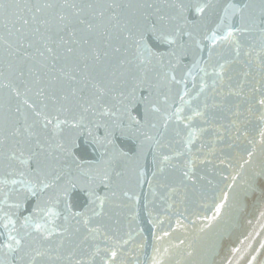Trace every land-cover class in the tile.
I'll return each mask as SVG.
<instances>
[{"label": "snow or ice", "instance_id": "obj_1", "mask_svg": "<svg viewBox=\"0 0 264 264\" xmlns=\"http://www.w3.org/2000/svg\"><path fill=\"white\" fill-rule=\"evenodd\" d=\"M216 2L217 0H163V8L146 4L142 19H129L125 22L123 29L127 31V35L124 39L132 41L130 47H125V52L131 50L138 62L123 59L119 63L121 67L130 66L127 70L133 74V79L139 74L142 77L141 83L147 84L142 89L145 94L138 99L147 101L149 106L145 107L142 116H133L127 109L122 112L120 108H116L113 111L101 105L99 119L89 121L97 130L93 135L89 129L88 134L98 152L97 159L90 162L82 161L74 152H69L63 142H56L54 146L48 144L46 147L35 129L37 126H52L54 134L58 135L63 125L83 128L89 116H97L93 100L82 94L88 84L85 83L83 87L73 86L79 85L81 80H89L87 74L82 75L89 68L88 55L83 50L77 52V48L72 46H81L80 41L65 40L62 33L68 32L71 37H75L78 31L92 32L104 26L106 15L110 20L117 19V23L112 26L119 29V14L115 12L114 3L105 8L103 5L97 6L98 0H0V81L5 79V67L9 75L14 77L6 85L0 82V228L3 229L0 231V256L7 257V261L0 259V264H94L95 255L100 251L98 248L87 260L83 257L75 258L79 247L76 239L82 229L81 242L95 239L99 235L111 241V247L105 249L107 258L104 264H114L118 252H122L123 247L130 243L132 235L131 232L127 233L125 239L117 237L113 232L110 236L103 230L106 226L97 219L104 214L109 199L117 196L119 182L125 174L123 170L116 171L111 167V161L117 152L124 164L141 156L151 155L152 164L156 167L152 176L163 172L175 155L160 151L165 146L162 139L173 118L183 123L186 129L184 148L190 159L185 162L187 170L183 175L195 180L194 169L199 157L191 149L196 140L214 126L212 110L222 103L217 97L224 94L225 86L228 92L224 95H246L245 87L254 72L264 80V0H260L258 13L249 11L248 0H228V6L223 9V15L215 27L202 38H197L194 31L196 24ZM192 13L196 14L195 18H190ZM220 32L223 35H219ZM134 34H139V38L133 39ZM149 36L160 44L167 45V52H160L149 43ZM244 37L247 39H243ZM220 42L233 45L235 56L232 61L226 60L213 65L209 72L212 49ZM83 44H89V40L84 39ZM61 48L63 52L59 50ZM205 49L207 58L203 56ZM115 51L119 52L120 48H115ZM104 55L107 56V53ZM241 55L245 58L244 79L233 86L230 83L231 77L226 76L227 66L232 62H241ZM186 58L188 63L184 62ZM81 59L84 61L82 68ZM92 59L99 64L101 54L94 51ZM106 71L107 69H102L98 72L99 81L91 85L100 93L97 100L104 98L116 83L103 76ZM178 71L181 73L179 78ZM149 73H154L157 80L166 81L169 85L185 86L182 93L178 94L181 106L162 114L163 124L160 128L149 115L151 112L161 111L149 99L154 94L155 87L148 80ZM111 75L114 76L115 73ZM197 77L199 91L196 97L205 92L207 95L202 105L191 109L190 116H184V106L191 105L194 99L190 97L187 85L191 81L195 87ZM209 77H212L210 82ZM62 82L68 84L67 89L62 86ZM57 84H61V87L57 88ZM5 87L10 89L7 106ZM252 91L256 89L252 88ZM119 95L124 94L121 92ZM91 96L95 97V92ZM70 98L80 101L78 118L74 117L69 121L58 115L53 118L46 115L45 110L49 107L46 101L59 104V112L66 110L64 104ZM13 100L16 101L14 105ZM164 100L167 101L168 97L165 96ZM258 103L264 106V98ZM233 115L239 117L242 113L237 111ZM104 117H112L111 124ZM196 119L206 127L193 126ZM260 119L264 120V113ZM112 125L119 128L122 135L125 134V128L137 131L148 128L156 131L153 134L142 132L143 140L134 152H130L118 148L115 139L110 138L114 137V133L110 131ZM232 125L236 126L237 120H233ZM99 129H103V135L99 134ZM260 135L264 142V131ZM217 139H222V136L218 135ZM144 141L153 142L154 146L148 153L143 151ZM253 152L254 149L247 153V159L239 165L241 169L252 162ZM61 154L70 156L71 163H64L63 167L45 168L44 159L51 158L59 163ZM5 168L8 170L6 173L2 171ZM137 175L143 177L144 169L140 168ZM240 175L237 172L230 178L231 184L227 185L229 191ZM259 177H264V170L245 181L244 195L256 197V202L264 205V183L259 181ZM138 182L142 184L144 181ZM5 188L8 190L5 191ZM76 189L81 190L86 197L79 207L71 198V191ZM123 195L137 202L140 199L139 195H131L128 191H124ZM10 200L12 203H9ZM228 200V194L224 193L220 202L215 205L213 215L205 216L204 219L209 221L205 224L206 228H210L211 222L221 215ZM5 205L8 211H5ZM260 216L264 217V211L260 212ZM61 220L63 223H59ZM179 223L177 221L178 225ZM260 247L264 248V243ZM252 260H255V256ZM229 264L232 262L229 261Z\"/></svg>", "mask_w": 264, "mask_h": 264}, {"label": "water", "instance_id": "obj_2", "mask_svg": "<svg viewBox=\"0 0 264 264\" xmlns=\"http://www.w3.org/2000/svg\"><path fill=\"white\" fill-rule=\"evenodd\" d=\"M113 3L115 12L119 14V29L112 26L117 23V19L110 20L106 15L104 26L98 27L92 32L78 31L75 37H71L68 32L62 33L65 40L80 41L81 46H72L77 48V52L83 50L88 55L89 68L82 75L87 74L89 80H81L79 85L73 86L83 87L85 83L88 84L82 94L85 98L93 100L97 116H89L83 128L63 125L62 131L58 135L54 134L52 126L48 128L37 126L35 129L41 143L46 147L48 144L54 146L56 142H63L68 151L74 152L82 161L92 162L97 159L98 152L93 147L88 130L90 129L93 135L97 133L94 124L89 121L99 119V113L102 111L101 105L113 111L116 108H120L122 112L127 109L133 116L137 114L142 116L145 107L149 106L147 101L138 99L145 94L142 89L147 87V84L141 83L142 77L139 74L133 79V74L127 70L130 66L121 67L119 63L123 59H132L134 62H138L133 57L131 50L125 52V47H130L132 41L124 39L127 31L123 29V26L129 19L134 21L142 19L146 4L163 8V0H98L97 6L103 5L107 8ZM248 3L250 4L249 11L259 12L260 0H248ZM227 6L228 0H217L214 6L205 11L194 28L197 38H202L207 31L215 27L223 15V9ZM147 11H152V9H147ZM195 17V13L190 15V18ZM218 34L223 35L222 32ZM138 38L139 34H134L133 39ZM84 39L89 40V44H83ZM243 39H247V37ZM149 43L157 47L160 52L168 50L167 45L160 44L151 36H149ZM117 47L120 48L119 52L115 51ZM233 48L234 46L227 42L217 43L212 49L208 71L211 72L213 65H218L226 60L232 61L235 56ZM59 50L63 52V48ZM94 51L101 54L99 64L92 59ZM105 52L107 56L104 55ZM203 56L207 58V49L203 52ZM239 59L241 62H232L227 66L226 76L231 77L230 83L233 86L244 79L243 73L246 71L243 63L244 56L241 55ZM184 62L188 63L189 61L186 58ZM6 63L5 59L4 64L6 65ZM83 63L84 61L81 59V68ZM102 69H107L103 76L115 80L116 83L111 86V91L104 98L97 100L96 97H99L100 93L96 92L91 85L99 81L100 77L97 76V73ZM4 71L5 79L0 82L6 85L9 79H14V77L9 75L6 67ZM113 72L114 76L111 75ZM180 74L178 71V78ZM211 78L209 77V82ZM148 80L155 85L154 94L149 99L161 110L160 112H151L149 115L160 128L163 124L162 114L172 112L176 107L181 106L178 94L182 93L185 86L169 85L166 81L157 80L154 73H149ZM62 86L65 89L68 88L66 82H62ZM56 87H61V84H57ZM252 88H255L256 91H252ZM187 89L190 97H194V99L191 105L184 106L182 113L184 116H190L191 109L202 105L207 95L205 92L196 97V93L199 91V77H197L196 86L193 87L192 82L189 81ZM9 92L10 89L5 87L6 106ZM93 92H95V97L91 96ZM121 92L124 94L123 96L119 95ZM227 92L228 88L225 86L223 93ZM245 92L247 94L244 96L222 94L217 97L222 103L220 107L212 110L214 126L199 137L191 149L192 153L199 157L195 164L194 181L183 175V172L187 170L185 162L190 157L184 148L186 129L183 123L176 121L175 118L169 122L162 139L165 146L160 149L164 154L175 153V155L164 171L157 172L155 177L152 176L156 167L152 164L151 155L141 156L124 164L119 153L115 154L111 161V167L116 171L123 170L125 174L119 182L117 196L109 199L105 205L104 214L97 219L99 223L106 226L103 230L107 231L110 236L115 232L117 237L126 239V234L131 232L132 239L128 245L123 247L122 252H118L114 264H229V261L232 264H250V262L251 264H264V248L260 247L264 243V217L260 216V212L264 211V205L256 202V197L244 195L245 181L264 170V142L260 135L264 131V120L260 119L261 114L264 113V106L258 103L261 98H264V80L254 72L252 77H249V84L246 85ZM78 95L80 94L78 93ZM165 96L168 97L167 101L164 100ZM33 99L39 100L37 97H33ZM185 99H189V97H185ZM46 102L49 107L45 112L50 118L58 115L61 119L71 121L74 117L78 118L81 111L78 106L80 101L76 98H70V101L64 104L66 110L59 112H57L59 104H54L51 100ZM15 103L16 101L13 100L12 104ZM237 111L242 115L234 116L233 113ZM112 119V117H104V120L110 124ZM233 120H237L236 126L232 125ZM193 126L206 127L199 119L193 122ZM98 131L103 135V129ZM110 131L114 133V137L110 138L115 139L118 148L134 152L139 142L143 140L141 133L153 134L156 130L141 128L137 131L125 128V134L122 135L120 129L112 125ZM218 135H221L222 139L218 140ZM10 146L8 145V147ZM152 146H154L152 141H144L143 151L148 153ZM253 149L252 162L241 169L239 165L244 163L247 153ZM242 157L243 159H241ZM64 163H71V157L61 154L59 163L51 158L43 160L45 168L49 169L53 166L63 167ZM140 168L145 171L143 177L137 175ZM2 171L6 173L8 170L5 168ZM237 172H240L241 175L237 177L236 184L229 191L227 185L231 184L230 178ZM258 179L264 183V177ZM138 181L144 182L141 184ZM7 190L5 188V191ZM124 191H128L131 195H139V201L125 197ZM224 193L228 194V202L222 209L221 215L211 222L212 226L206 228L205 224L209 221L204 219L205 216L213 215L215 205L220 202ZM71 198L79 207L86 197L81 190L76 189L71 191ZM9 203L12 201L10 200ZM5 211H8L7 205H5ZM177 221L180 222L179 225ZM59 223H63V221L61 220ZM0 231L3 229L0 228ZM164 233H168V235L165 236ZM82 238L83 229L76 239V244H79V247L76 249L75 258L83 257L87 260L98 248L100 251L95 255L94 264H104L107 258L105 249L111 247V241L105 240L102 235L81 242ZM237 249L239 251H236ZM253 256H255L254 261L252 260ZM0 259L7 261V257L4 256H0Z\"/></svg>", "mask_w": 264, "mask_h": 264}]
</instances>
